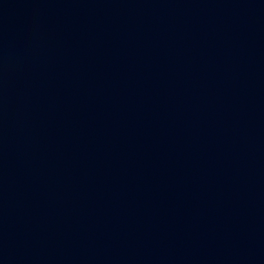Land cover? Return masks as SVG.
I'll return each instance as SVG.
<instances>
[{"label": "water", "instance_id": "1", "mask_svg": "<svg viewBox=\"0 0 264 264\" xmlns=\"http://www.w3.org/2000/svg\"><path fill=\"white\" fill-rule=\"evenodd\" d=\"M0 264H264V0H0Z\"/></svg>", "mask_w": 264, "mask_h": 264}]
</instances>
